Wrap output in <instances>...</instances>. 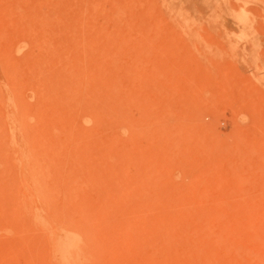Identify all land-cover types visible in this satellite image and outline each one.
Masks as SVG:
<instances>
[{"label": "rangeland", "instance_id": "obj_1", "mask_svg": "<svg viewBox=\"0 0 264 264\" xmlns=\"http://www.w3.org/2000/svg\"><path fill=\"white\" fill-rule=\"evenodd\" d=\"M263 233L264 0H0V264H264Z\"/></svg>", "mask_w": 264, "mask_h": 264}, {"label": "bare ground", "instance_id": "obj_2", "mask_svg": "<svg viewBox=\"0 0 264 264\" xmlns=\"http://www.w3.org/2000/svg\"><path fill=\"white\" fill-rule=\"evenodd\" d=\"M73 85V84H72ZM41 96H42V94H40ZM251 217V216H250ZM250 220V219H249ZM243 221V220H242ZM261 222H262V220H261ZM261 222H259V223H261ZM248 223H250V222H248ZM263 223V222H262ZM249 225V224H248ZM253 225V224H252ZM259 225V224H258ZM262 225V224H261ZM251 227V226H250ZM260 227H262V226H260ZM252 230V229H251ZM258 230V229H257ZM257 230H255V231H257ZM262 230V229H261ZM253 231V230H252ZM252 233V232H251ZM253 233H254V231H253ZM261 233V232H260ZM262 234V233H261ZM264 234V233H263ZM260 235V234H259ZM264 237V236H263ZM261 240H262V238H261ZM250 242V241H249ZM254 242V241H253ZM256 242H257V240H256ZM252 243V242H251ZM74 244V243H73ZM258 244V243H257ZM245 246V245H244ZM71 247V248H70ZM69 248L70 249H72V247L73 246H70ZM259 247V246H258ZM74 248V247H73ZM227 248V247H226ZM255 248V247H254ZM69 251H72V250H69ZM74 252V251H73Z\"/></svg>", "mask_w": 264, "mask_h": 264}]
</instances>
